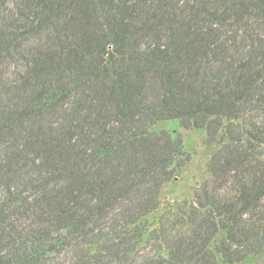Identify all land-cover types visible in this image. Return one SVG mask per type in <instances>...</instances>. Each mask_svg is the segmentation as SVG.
Listing matches in <instances>:
<instances>
[{"label":"trees","instance_id":"1","mask_svg":"<svg viewBox=\"0 0 264 264\" xmlns=\"http://www.w3.org/2000/svg\"><path fill=\"white\" fill-rule=\"evenodd\" d=\"M263 156L264 0H0V264H255Z\"/></svg>","mask_w":264,"mask_h":264},{"label":"rangeland","instance_id":"2","mask_svg":"<svg viewBox=\"0 0 264 264\" xmlns=\"http://www.w3.org/2000/svg\"><path fill=\"white\" fill-rule=\"evenodd\" d=\"M163 128L177 131L181 135L190 159L178 175L163 185L160 198L170 202L189 200L193 187L200 185L207 177V161L213 154V149L204 143L203 130H184L176 121L159 123L155 127L157 130ZM255 264H264V258Z\"/></svg>","mask_w":264,"mask_h":264}]
</instances>
